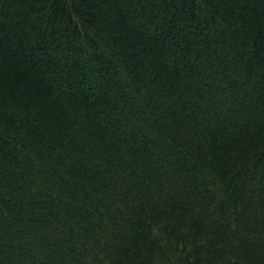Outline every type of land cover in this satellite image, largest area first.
<instances>
[{
    "label": "trees",
    "instance_id": "16d2710c",
    "mask_svg": "<svg viewBox=\"0 0 264 264\" xmlns=\"http://www.w3.org/2000/svg\"><path fill=\"white\" fill-rule=\"evenodd\" d=\"M0 264H264V0H0Z\"/></svg>",
    "mask_w": 264,
    "mask_h": 264
}]
</instances>
